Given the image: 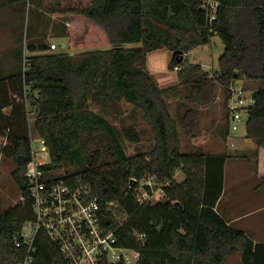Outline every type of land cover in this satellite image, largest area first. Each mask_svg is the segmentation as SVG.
Wrapping results in <instances>:
<instances>
[{
	"label": "trees",
	"instance_id": "1",
	"mask_svg": "<svg viewBox=\"0 0 264 264\" xmlns=\"http://www.w3.org/2000/svg\"><path fill=\"white\" fill-rule=\"evenodd\" d=\"M19 1L36 12L41 8L53 16L75 17L83 29L69 36V47L84 50L55 52L47 40L33 42L28 44L31 54L21 56L20 70L0 78V136L6 138L1 152L14 163L11 176L20 191L19 201L7 208L0 192L1 258H14L17 264L24 257L26 251L16 246L14 236L34 218L28 178L32 111L37 114L35 130L51 157L43 167L48 180L87 185L99 198L104 227L115 230L117 245L139 252L136 264H223L234 251L241 252L242 264H264V242L229 224L216 209L224 190L227 157L183 152L168 104L184 97L206 106L215 98L216 83L229 95L230 85L238 79H264V0H218L212 22L203 7L205 0H9ZM215 35L225 44L217 75L200 63L184 62L185 57L178 62L173 55L169 68L179 67L178 83L160 85L148 66L151 52L166 47L184 54ZM183 87L188 94H183ZM253 97L246 132L260 150L264 149V87L256 89ZM122 98L142 110L155 133L147 152L128 155L123 139L140 141V132L132 125L118 127L105 114L86 108L88 99ZM197 115L195 107L183 114L192 136L198 131ZM102 151L111 160L101 162ZM86 156L90 160L83 165ZM76 164L79 169L73 173L50 172ZM179 169L185 175L182 181L175 179ZM147 176L161 183L163 199L137 200L140 181ZM143 188L152 193L150 186ZM35 245L32 264H67L44 230L38 232Z\"/></svg>",
	"mask_w": 264,
	"mask_h": 264
},
{
	"label": "rangeland",
	"instance_id": "2",
	"mask_svg": "<svg viewBox=\"0 0 264 264\" xmlns=\"http://www.w3.org/2000/svg\"><path fill=\"white\" fill-rule=\"evenodd\" d=\"M70 1L72 0H63V3ZM82 29L83 25L73 16H53L41 8H38L36 12L34 7H30L29 3L23 1L12 3L9 0H0V78L7 73L20 70L21 56L23 53L27 56L31 54L28 50V44L33 42L47 40L50 45L52 43L57 44V48L54 49L55 52L80 53L84 50L83 48L69 47V36L79 34ZM224 48L225 44L221 38L215 35L209 43L199 42L192 46L187 55L184 56V62L200 63L215 76L217 75L215 71L218 67V59ZM152 55L148 59V66L160 85L166 87L177 84L179 68L174 70L169 68L173 58V50L163 47L157 54ZM176 79L177 81H174ZM233 87L243 88L245 96H247L253 94L259 87H264V79L243 77L230 85V92ZM182 90L184 95L188 94L187 89L183 87ZM227 90L221 84L216 83L215 98L209 105L204 106L195 100L180 97L168 101L169 110L178 130L181 150L186 153L205 152L225 155L227 157V195L232 200H238L240 196L242 199L246 197L249 202L248 204L244 202L245 205L239 212H246L249 216L247 218L244 216L242 220L247 224L251 221L252 223L260 222L264 220V207L260 205L263 199L258 198L259 194L256 190L259 189V193L264 194V185L257 186L260 182H264V180L262 181L264 178V149L258 150L254 140L247 136L246 123L249 118L247 111L244 110L243 119L239 122L238 128H233V121H231L227 111ZM188 107H195L198 111V131L194 136L187 133L183 123V114ZM86 108L105 114L118 127L132 125L140 132V141L129 138L123 139V145L128 155L147 152L153 147L155 136L153 129L143 119L142 110L134 108V105L127 99L122 98L114 102H95L88 99ZM29 110H32V107ZM6 113H9L7 108ZM29 117L32 139L42 142L43 139L38 136L34 126L37 114L31 111ZM231 137H235L236 140L240 139L239 142L237 141L236 147L245 142V148L236 149L234 145L229 143ZM1 138L4 136H0ZM244 138L247 140L244 141ZM102 154L101 162L111 160L106 151H102ZM44 158L49 161L48 157ZM85 159L83 165L87 164L90 156H86ZM13 167L14 163L11 160L0 155V192L4 208L14 205L20 199V191L11 176ZM78 169V164L69 168L59 166V168L52 170V174L54 176L64 175L73 173ZM182 177H185L183 171L177 170L175 179L179 181L178 179ZM150 180H153V188H155V197L151 200L154 203L164 198L163 186L158 182V179L152 176L142 178L141 186L147 185ZM255 236L261 238L260 236L264 235ZM15 262L16 259L14 258L4 261L0 256V264H14ZM19 262L20 260H17V264ZM224 263L242 264L241 252H232Z\"/></svg>",
	"mask_w": 264,
	"mask_h": 264
},
{
	"label": "built area",
	"instance_id": "3",
	"mask_svg": "<svg viewBox=\"0 0 264 264\" xmlns=\"http://www.w3.org/2000/svg\"><path fill=\"white\" fill-rule=\"evenodd\" d=\"M218 6V0L204 1L203 7L207 10L210 22L216 17ZM51 48H57V44L52 43ZM254 102L253 94L245 96L243 88L231 89L227 111L234 129L238 128L243 113ZM32 157L28 178L34 218L26 221L21 231L14 236L16 246L26 251L19 264L34 262L35 241L40 230H44L58 245L67 264H136L139 252L117 245L115 230L104 227L105 215L99 198L93 195L87 185L74 186L63 179L54 180L53 177L48 180L49 173L46 174L43 167L50 164L51 157L43 140L37 142L32 139ZM44 157H48L49 161ZM147 185L152 188V193L144 189L145 185L141 186L140 182L136 195L140 203L155 197L153 180ZM108 205H113V202Z\"/></svg>",
	"mask_w": 264,
	"mask_h": 264
},
{
	"label": "crops",
	"instance_id": "4",
	"mask_svg": "<svg viewBox=\"0 0 264 264\" xmlns=\"http://www.w3.org/2000/svg\"><path fill=\"white\" fill-rule=\"evenodd\" d=\"M161 49L156 50L154 52H151L149 54V56H148V59H149L150 55L157 54L158 51H160ZM186 53H188V52H186ZM218 69H219V62H218V67L216 68V70H218ZM206 70H208V69H206ZM11 73H13V72L7 73V74H5V76L6 75H9ZM174 81H177V79L174 80ZM7 109H9V112H10V108H7ZM5 112H6V109H5ZM5 140H6L5 137L0 139V151H1V149H2V147L4 145V143H5ZM239 140L240 139H237L236 140L235 137L234 138L231 137L229 139V143L231 145H234L236 147V145L238 144L237 141L239 142ZM246 140H247V138H244V141H246ZM245 146H246V143L243 142L242 144L240 143V146L239 147H236V149L242 150L243 148H245ZM0 155L2 156V152H0ZM183 179L184 178L182 177V178H180L178 180L179 181H182ZM263 180H264V178L262 179V181ZM260 185H264V182H260L259 184H257V186H260ZM256 191H258V194H259L258 198L259 199H263V201L260 203V205H262L261 207H264V194L259 193V191H260L259 189H257ZM227 194H228V192H227V169H226V165H225L224 190H223V193H222L221 198L219 199V201H218V203L216 205L217 211L220 212L225 217V219L228 221L229 224H231V225H233L235 227H238L240 229H243L249 235H253L251 237L255 241H262V242H264V236H260L261 238H257L255 236V235H264V233H263L264 232V220L263 221H260V222H253V223L251 221V223L247 224L242 219L244 218V216H245V218H247V216H249V214H247L246 212H239L240 209L244 207L245 203L248 204V202H249L248 199L246 197H243V199H242L241 196H240V198H238V200L237 199L236 200H232V199H230V196L227 195ZM258 225H259V227H258ZM223 264H225V263H223Z\"/></svg>",
	"mask_w": 264,
	"mask_h": 264
},
{
	"label": "water",
	"instance_id": "5",
	"mask_svg": "<svg viewBox=\"0 0 264 264\" xmlns=\"http://www.w3.org/2000/svg\"><path fill=\"white\" fill-rule=\"evenodd\" d=\"M173 55H177L178 62H181L183 60V58H184V55L181 54V51L180 50H174L173 51Z\"/></svg>",
	"mask_w": 264,
	"mask_h": 264
}]
</instances>
